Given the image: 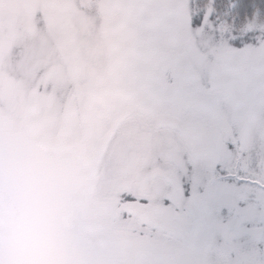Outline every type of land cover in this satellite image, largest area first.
<instances>
[{"label": "rangeland", "instance_id": "374dc122", "mask_svg": "<svg viewBox=\"0 0 264 264\" xmlns=\"http://www.w3.org/2000/svg\"><path fill=\"white\" fill-rule=\"evenodd\" d=\"M0 264H264V17L0 0Z\"/></svg>", "mask_w": 264, "mask_h": 264}, {"label": "trees", "instance_id": "16d2710c", "mask_svg": "<svg viewBox=\"0 0 264 264\" xmlns=\"http://www.w3.org/2000/svg\"><path fill=\"white\" fill-rule=\"evenodd\" d=\"M213 2L216 13L221 15V20L235 26L242 25L253 16L264 17V0H213Z\"/></svg>", "mask_w": 264, "mask_h": 264}]
</instances>
